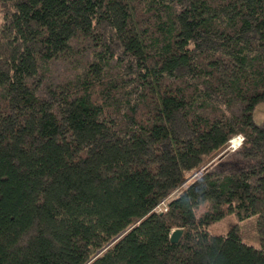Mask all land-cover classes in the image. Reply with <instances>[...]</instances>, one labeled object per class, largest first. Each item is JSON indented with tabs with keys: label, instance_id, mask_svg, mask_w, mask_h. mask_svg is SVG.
<instances>
[{
	"label": "trees",
	"instance_id": "trees-1",
	"mask_svg": "<svg viewBox=\"0 0 264 264\" xmlns=\"http://www.w3.org/2000/svg\"><path fill=\"white\" fill-rule=\"evenodd\" d=\"M260 103L264 0H0V264H264Z\"/></svg>",
	"mask_w": 264,
	"mask_h": 264
},
{
	"label": "rangeland",
	"instance_id": "rangeland-1",
	"mask_svg": "<svg viewBox=\"0 0 264 264\" xmlns=\"http://www.w3.org/2000/svg\"><path fill=\"white\" fill-rule=\"evenodd\" d=\"M61 69V68H60ZM59 69V70H60ZM253 119H254V123L258 126H264V103H260L254 110L253 112ZM240 139V138H239ZM238 137L235 138V140H233L234 142H232V144L229 145L228 147V151L230 152H234L236 150H238L241 146L240 141H239ZM232 145L234 147H236V149H234L232 147ZM239 145V146H238ZM179 194V192H177L175 196H177ZM165 207V204H163L158 211H163ZM206 210V208H203L201 213H203ZM231 219L227 218L225 221H222L220 223L215 224L214 226L210 227V232L212 234H225L226 231L228 230L229 224H230Z\"/></svg>",
	"mask_w": 264,
	"mask_h": 264
},
{
	"label": "water",
	"instance_id": "water-1",
	"mask_svg": "<svg viewBox=\"0 0 264 264\" xmlns=\"http://www.w3.org/2000/svg\"><path fill=\"white\" fill-rule=\"evenodd\" d=\"M183 232H184L183 230H175L170 237L171 243L177 244L180 241V239L183 235Z\"/></svg>",
	"mask_w": 264,
	"mask_h": 264
},
{
	"label": "built area",
	"instance_id": "built-area-1",
	"mask_svg": "<svg viewBox=\"0 0 264 264\" xmlns=\"http://www.w3.org/2000/svg\"><path fill=\"white\" fill-rule=\"evenodd\" d=\"M240 138V139H239ZM238 139H239V141H240V144L243 142V137L242 136H238ZM234 140H235V138H234ZM230 144H232V143H230ZM239 146V145H238ZM232 147L234 148V149H236V147H234L233 145H232Z\"/></svg>",
	"mask_w": 264,
	"mask_h": 264
},
{
	"label": "bare ground",
	"instance_id": "bare-ground-1",
	"mask_svg": "<svg viewBox=\"0 0 264 264\" xmlns=\"http://www.w3.org/2000/svg\"><path fill=\"white\" fill-rule=\"evenodd\" d=\"M232 142H234V141H232ZM232 142H231V143H232Z\"/></svg>",
	"mask_w": 264,
	"mask_h": 264
}]
</instances>
